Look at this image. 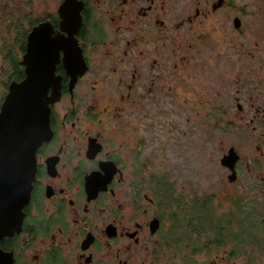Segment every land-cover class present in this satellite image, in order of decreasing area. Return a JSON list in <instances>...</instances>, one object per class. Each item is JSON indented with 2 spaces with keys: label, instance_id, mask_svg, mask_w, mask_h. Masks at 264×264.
Here are the masks:
<instances>
[{
  "label": "flooded vegetation",
  "instance_id": "1",
  "mask_svg": "<svg viewBox=\"0 0 264 264\" xmlns=\"http://www.w3.org/2000/svg\"><path fill=\"white\" fill-rule=\"evenodd\" d=\"M6 2L13 10L23 0ZM62 2L49 19L54 35L67 38L60 26ZM77 2L82 8L75 47L60 50L56 63L60 92L50 103V136L36 150L22 226L0 237V264H168L170 251L185 264L183 219L175 212L182 204L176 201L171 211V183L152 173L158 151L186 134L185 108L197 124L202 109L216 134L230 129L232 119L241 121L238 129L256 132L258 157L245 164L242 176V155L234 146L222 154L235 149L234 172L220 158L227 182L240 176L245 194L255 195L236 200L241 238H229L237 241L231 248L228 242L210 245L211 252L229 248L210 264L238 257L240 264H264V78L254 83L252 77L262 75L264 62L259 69L249 65L256 56L250 48H261L243 41L245 3ZM258 6L262 16L264 0ZM205 71V84L211 83L202 94Z\"/></svg>",
  "mask_w": 264,
  "mask_h": 264
},
{
  "label": "rangeland",
  "instance_id": "2",
  "mask_svg": "<svg viewBox=\"0 0 264 264\" xmlns=\"http://www.w3.org/2000/svg\"><path fill=\"white\" fill-rule=\"evenodd\" d=\"M233 2L238 4L245 3L249 11L246 17V24L248 25L247 33L243 41L247 43V46L258 43V47L261 48L257 51L256 49L250 48L249 51L256 52V56H250L248 59L251 67L259 69L264 62V13L262 16L257 15L258 5L261 4V0H233ZM30 3L31 4L27 5L25 8H27L30 13L33 12L32 16L45 20L50 18L48 16L56 13L59 0H31ZM4 4L3 0H0V105L7 92L10 81L13 80L9 79L6 74L8 71L12 70V67L7 58L8 54L5 51V44H8V46L13 49L15 57H18L19 61L24 52H20L16 45L17 33L12 31L11 35L8 36L5 25L3 26L4 22L2 24L3 20L1 19L4 16ZM16 12L19 11L17 10ZM3 38L6 39L5 44L2 41ZM233 67L235 68V66ZM206 72L207 71L201 73L202 94L210 87L211 83L205 84L209 79V75ZM261 74V76H252L254 83H258L260 79L264 78V72H261ZM260 84L264 83L261 81ZM191 113L192 109L185 108L184 116L181 117L185 122V128H187L186 134L178 143L175 137L173 140L169 139L168 144H165V146L167 145L166 150L158 151L153 157L154 171L152 173L157 174L156 176L159 178H161L162 174L167 175L168 182H170L172 186L171 195L175 201L171 204V211H174L178 207L176 201L182 204V206L180 205V209H177L179 211L175 210V212H178L179 217L183 219V215H185L186 218V211L190 210L194 199L209 197L212 199L210 208L213 215L216 218H222L231 213L230 215H232L233 218L230 219L228 217L231 223L228 228H233V233H237L241 227L240 222L237 220L240 218L238 214L240 211L238 207L240 206L236 205V200H238L240 196H245L246 194L243 191L240 176L237 181L233 183L227 182L225 172L220 164V158L227 147L230 145L234 146L239 151L240 155H242V162L240 163L242 176V171L246 169L245 164H253V160L258 157L256 148L259 145V140L256 139V132H254L250 126L247 132L244 129H238L240 128L238 125L241 124V121L232 119L231 121L235 124L232 126L228 124L230 129L221 131V133L218 131L216 134V132L211 130L212 121L205 117V112L202 111V109L200 124L195 122L196 116L193 118ZM169 138H172L171 135H169ZM254 195L255 194L252 192L246 195V197L248 198L249 196V201H252ZM246 206L244 207L246 208ZM249 206H251L250 203L248 208H250ZM182 228L183 230L181 232L184 234L186 230H184L183 226ZM228 233L225 234L224 245H227L226 243L228 242V246L231 248L237 244V241H229L231 235H228ZM197 235L200 236L199 234ZM197 235L193 234L188 241L182 236L183 240H181V242L184 245L183 259L185 264H210L215 254H217L216 258L220 259L229 252L228 246L219 247V249L215 248V252H211L213 248L209 247L208 250L203 247L207 235L202 234L198 240L196 239ZM194 248L199 249V252L195 254L192 253ZM169 254L171 258H168V264L180 263V257H176L171 251ZM240 261L241 258L238 257L231 260L230 263L240 264Z\"/></svg>",
  "mask_w": 264,
  "mask_h": 264
},
{
  "label": "water",
  "instance_id": "3",
  "mask_svg": "<svg viewBox=\"0 0 264 264\" xmlns=\"http://www.w3.org/2000/svg\"><path fill=\"white\" fill-rule=\"evenodd\" d=\"M82 3L63 0L59 6L61 30L54 35L49 18L33 25L19 64L24 77L11 80L0 105V237L22 226L23 207L30 199L36 172V150L49 139L50 103L59 96L55 78L59 51L76 44ZM80 51V50H79ZM238 154L232 147L221 164L235 171ZM234 180V174L229 177Z\"/></svg>",
  "mask_w": 264,
  "mask_h": 264
},
{
  "label": "trees",
  "instance_id": "4",
  "mask_svg": "<svg viewBox=\"0 0 264 264\" xmlns=\"http://www.w3.org/2000/svg\"><path fill=\"white\" fill-rule=\"evenodd\" d=\"M31 0H23L22 5L19 4V8H10L9 5H7V2L4 4L3 14L1 20L3 26L5 25V30L8 33V36L11 35L12 31H15L17 33L16 37V45L18 47V50L20 52H23L25 49V42L27 33L31 29V27L35 24H37L40 20L38 17H33L32 13L25 8L27 5H30ZM24 5V6H23ZM23 6V7H22ZM22 7V8H21ZM19 12H16V11ZM50 17V16H48ZM3 43L5 44L6 39H2ZM6 53L8 54L7 58L11 65V71H8L6 74L9 77V79H15L20 80L24 77L23 67L19 64V58L15 57L14 51L11 47L6 45ZM170 188V187H169ZM171 189V188H170ZM170 192V191H169ZM169 195V194H168ZM209 197L206 198H200V199H194L192 201V207L190 210L186 211V218L185 215H183V227L186 232L182 234L181 236H184L185 239L188 241L192 237L193 234H199L197 235L196 239L198 240L201 235L206 234V241H204V248H207L209 250L210 245L216 244L217 246L224 245L225 243V230L230 226V219L228 216H224L222 218H216L212 211H211V203H210ZM240 222L241 227V219H237ZM225 222V223H224ZM254 222V221H253ZM254 228L257 230V224L254 222ZM180 224V222H179ZM177 224L175 228L181 226ZM174 237H177V232L174 231ZM230 237L234 238H241L240 233H230ZM175 237V239H176ZM230 240V239H229ZM198 242V241H197ZM199 249L194 248L192 253H198Z\"/></svg>",
  "mask_w": 264,
  "mask_h": 264
}]
</instances>
